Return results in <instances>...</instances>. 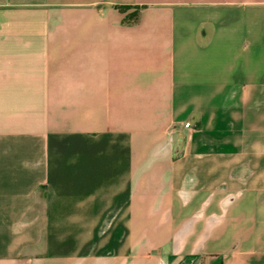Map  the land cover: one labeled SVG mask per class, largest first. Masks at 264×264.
<instances>
[{"label":"crops","instance_id":"crops-1","mask_svg":"<svg viewBox=\"0 0 264 264\" xmlns=\"http://www.w3.org/2000/svg\"><path fill=\"white\" fill-rule=\"evenodd\" d=\"M0 264H264V0H0Z\"/></svg>","mask_w":264,"mask_h":264},{"label":"trees","instance_id":"trees-1","mask_svg":"<svg viewBox=\"0 0 264 264\" xmlns=\"http://www.w3.org/2000/svg\"><path fill=\"white\" fill-rule=\"evenodd\" d=\"M126 9H127V8H122L121 10H122L123 12H125ZM138 14H139V12L137 11L136 13L132 14L131 17H132L133 19H135V18L138 16Z\"/></svg>","mask_w":264,"mask_h":264},{"label":"built area","instance_id":"built-area-1","mask_svg":"<svg viewBox=\"0 0 264 264\" xmlns=\"http://www.w3.org/2000/svg\"><path fill=\"white\" fill-rule=\"evenodd\" d=\"M185 127H186V128H190V127H191V124H190V123H186V124H185Z\"/></svg>","mask_w":264,"mask_h":264}]
</instances>
